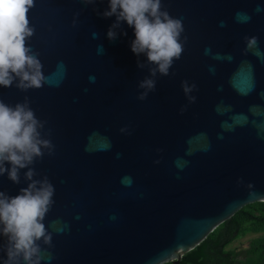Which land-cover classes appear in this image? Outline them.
<instances>
[{
	"label": "water",
	"instance_id": "water-1",
	"mask_svg": "<svg viewBox=\"0 0 264 264\" xmlns=\"http://www.w3.org/2000/svg\"><path fill=\"white\" fill-rule=\"evenodd\" d=\"M162 3L182 19L186 42L145 101L137 86L149 71L137 64L147 57L131 51L126 22L108 40V0H34L27 14L35 34L26 46L48 83L0 86V100L27 97L55 145L33 165L55 187L41 264H178L242 207L264 202V0ZM183 81L196 85L194 103ZM27 170L19 184L0 176V191L17 196Z\"/></svg>",
	"mask_w": 264,
	"mask_h": 264
},
{
	"label": "clouds",
	"instance_id": "clouds-1",
	"mask_svg": "<svg viewBox=\"0 0 264 264\" xmlns=\"http://www.w3.org/2000/svg\"><path fill=\"white\" fill-rule=\"evenodd\" d=\"M80 2L88 6L97 0ZM33 7L34 0H0V86L4 88L15 84L19 91L27 92L48 83L40 54L26 46L35 34L27 15ZM101 15L116 18L107 32L110 41L117 39L116 30L122 22L134 28L131 51L137 57L141 54L147 57L146 63L137 64L138 68L149 71V76L137 86L142 90L137 100L145 101L155 92L158 77H168L174 62L181 58L186 42V37L181 39L182 19L172 17L162 0H108V9ZM79 16L80 12L74 14L73 27ZM246 39L249 48L257 42L255 37ZM181 88L189 102L194 103L191 93L196 85L183 81ZM46 123L36 117L27 97L15 106L0 100V176L7 174L13 184H19L20 171L28 169L24 173L27 187L21 188L17 196L10 197L0 191V236L6 238V243L0 245L6 259L0 258V264H41L46 256L50 258L47 248L51 247L52 235L44 220L55 203V187L47 176L35 179L39 174L33 167L45 155L55 154L51 139L42 136ZM46 135L50 136V131Z\"/></svg>",
	"mask_w": 264,
	"mask_h": 264
},
{
	"label": "trees",
	"instance_id": "trees-1",
	"mask_svg": "<svg viewBox=\"0 0 264 264\" xmlns=\"http://www.w3.org/2000/svg\"><path fill=\"white\" fill-rule=\"evenodd\" d=\"M249 233L257 236L249 241L247 248L228 249L235 240ZM178 264H264V202L242 207L185 253Z\"/></svg>",
	"mask_w": 264,
	"mask_h": 264
},
{
	"label": "rangeland",
	"instance_id": "rangeland-1",
	"mask_svg": "<svg viewBox=\"0 0 264 264\" xmlns=\"http://www.w3.org/2000/svg\"><path fill=\"white\" fill-rule=\"evenodd\" d=\"M257 234L249 233L237 240H235L229 247L228 249H234V250H241L245 249L248 247L249 241L256 237Z\"/></svg>",
	"mask_w": 264,
	"mask_h": 264
}]
</instances>
